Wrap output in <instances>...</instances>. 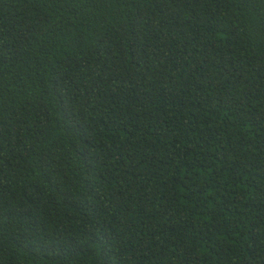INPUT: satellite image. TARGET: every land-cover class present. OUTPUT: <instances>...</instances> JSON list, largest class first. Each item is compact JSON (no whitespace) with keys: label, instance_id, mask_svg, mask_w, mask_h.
Here are the masks:
<instances>
[{"label":"trees","instance_id":"16d2710c","mask_svg":"<svg viewBox=\"0 0 264 264\" xmlns=\"http://www.w3.org/2000/svg\"><path fill=\"white\" fill-rule=\"evenodd\" d=\"M0 264H264V0H0Z\"/></svg>","mask_w":264,"mask_h":264}]
</instances>
